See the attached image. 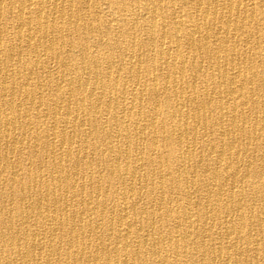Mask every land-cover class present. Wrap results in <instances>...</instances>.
Returning a JSON list of instances; mask_svg holds the SVG:
<instances>
[{
    "label": "bare ground",
    "instance_id": "1",
    "mask_svg": "<svg viewBox=\"0 0 264 264\" xmlns=\"http://www.w3.org/2000/svg\"><path fill=\"white\" fill-rule=\"evenodd\" d=\"M0 264H264V0H0Z\"/></svg>",
    "mask_w": 264,
    "mask_h": 264
}]
</instances>
